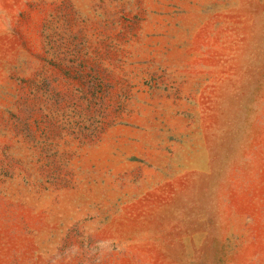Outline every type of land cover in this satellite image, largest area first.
<instances>
[{"label": "rangeland", "instance_id": "obj_1", "mask_svg": "<svg viewBox=\"0 0 264 264\" xmlns=\"http://www.w3.org/2000/svg\"><path fill=\"white\" fill-rule=\"evenodd\" d=\"M0 264H264V0H0Z\"/></svg>", "mask_w": 264, "mask_h": 264}]
</instances>
